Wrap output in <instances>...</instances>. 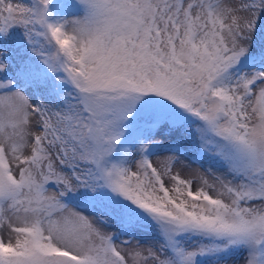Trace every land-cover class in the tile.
Returning <instances> with one entry per match:
<instances>
[{"label":"snow or ice","instance_id":"1","mask_svg":"<svg viewBox=\"0 0 264 264\" xmlns=\"http://www.w3.org/2000/svg\"><path fill=\"white\" fill-rule=\"evenodd\" d=\"M242 253L264 264V0H0V264Z\"/></svg>","mask_w":264,"mask_h":264},{"label":"rangeland","instance_id":"2","mask_svg":"<svg viewBox=\"0 0 264 264\" xmlns=\"http://www.w3.org/2000/svg\"><path fill=\"white\" fill-rule=\"evenodd\" d=\"M155 159V158H154ZM205 167H207V165H205ZM199 168V165L193 163L191 165V171L190 170H185V172L183 173V176L185 178H187L189 175H191L192 172H194L195 170H197ZM200 171H203V169H199ZM168 182L166 181V184ZM5 237H6V233H5ZM152 242V238L150 237L148 240L145 241V243H149ZM238 264H243V253L241 254V259L239 260Z\"/></svg>","mask_w":264,"mask_h":264}]
</instances>
